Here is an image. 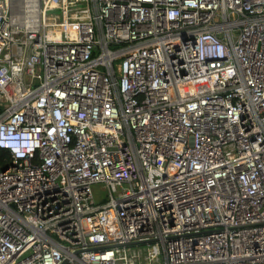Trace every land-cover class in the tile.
I'll list each match as a JSON object with an SVG mask.
<instances>
[{
    "label": "built area",
    "instance_id": "1",
    "mask_svg": "<svg viewBox=\"0 0 264 264\" xmlns=\"http://www.w3.org/2000/svg\"><path fill=\"white\" fill-rule=\"evenodd\" d=\"M0 150V264H264V0H0Z\"/></svg>",
    "mask_w": 264,
    "mask_h": 264
},
{
    "label": "rangeland",
    "instance_id": "2",
    "mask_svg": "<svg viewBox=\"0 0 264 264\" xmlns=\"http://www.w3.org/2000/svg\"><path fill=\"white\" fill-rule=\"evenodd\" d=\"M48 0H41V2H47ZM95 199L98 203L105 202L108 200V192L107 190H103L100 185H95L93 187Z\"/></svg>",
    "mask_w": 264,
    "mask_h": 264
},
{
    "label": "trees",
    "instance_id": "3",
    "mask_svg": "<svg viewBox=\"0 0 264 264\" xmlns=\"http://www.w3.org/2000/svg\"><path fill=\"white\" fill-rule=\"evenodd\" d=\"M8 158V154L0 150V171H2V167L4 166V163L7 162Z\"/></svg>",
    "mask_w": 264,
    "mask_h": 264
},
{
    "label": "bare ground",
    "instance_id": "4",
    "mask_svg": "<svg viewBox=\"0 0 264 264\" xmlns=\"http://www.w3.org/2000/svg\"><path fill=\"white\" fill-rule=\"evenodd\" d=\"M57 3H53V5L51 6L52 9L56 8ZM53 11V10H52Z\"/></svg>",
    "mask_w": 264,
    "mask_h": 264
}]
</instances>
